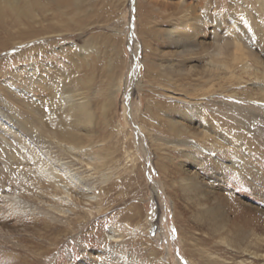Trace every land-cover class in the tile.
<instances>
[{"label": "rangeland", "instance_id": "1", "mask_svg": "<svg viewBox=\"0 0 264 264\" xmlns=\"http://www.w3.org/2000/svg\"><path fill=\"white\" fill-rule=\"evenodd\" d=\"M38 2L44 10L20 4L32 22L7 16L0 25V43L14 45L0 52V108L96 199L86 206L74 199L65 216L24 218L26 236H2L9 242L0 244V262L8 255L13 264L100 257L104 264H264V94L254 86L264 85V9L256 0H83V14L73 18ZM186 14L211 22L200 28ZM37 30H44L39 37ZM238 31L250 48L239 40L244 50L235 51L237 59L230 50L221 57L232 77L208 72V62H217L207 57L211 32L222 45L237 40ZM172 32L176 41L190 34V57L172 45ZM77 98L88 118L69 120L73 138L60 140L62 127L48 123L62 120ZM33 121L47 132L54 128L59 139H41ZM8 141L0 142L5 185L15 181L18 157L25 156ZM186 152L204 165L195 167ZM191 176L208 196L202 204L223 213L221 235L235 249L197 222L198 196L181 190V179ZM110 231L114 240L107 239Z\"/></svg>", "mask_w": 264, "mask_h": 264}, {"label": "bare ground", "instance_id": "2", "mask_svg": "<svg viewBox=\"0 0 264 264\" xmlns=\"http://www.w3.org/2000/svg\"><path fill=\"white\" fill-rule=\"evenodd\" d=\"M45 1L52 2V6L54 8H56V10H58V8H59V10H61L60 11L61 15H64L65 14L64 12H68V11H70L73 14V16H74L73 18L79 17L81 14H83V9H82L83 0H45ZM203 1H204L205 5H207V3H211L210 2L211 0H203ZM256 2H257V4H259V6L262 9H264V0H256ZM21 3H22V5H24V7H26L27 9H30V11H33L36 8L44 10L43 6L40 4V2H38V0H0V25H4V23L6 22L5 20H6L7 16L12 17L13 23L20 22L19 18H21V19L24 18L25 20L30 21V22L33 21V17L31 16V12L24 13L25 11L23 12L21 10V7H20ZM187 12H188V9H186L184 13H187ZM186 15L184 18L186 21L193 17V19H194L193 21H195L199 25L200 28L203 27V24L205 25L207 23V22L206 23L201 22L194 15L190 16L191 18L190 17L188 18V15L187 16ZM20 16H23V17H20ZM64 17H66V16L64 15ZM209 22H211V21H209ZM209 22L207 24H209ZM191 28H193L194 30L198 29L197 27H191ZM37 31H38V37H39V34L43 33L44 30L43 31L37 30ZM238 33L239 34H237V35L235 34V36H238L237 40L235 39L236 41L234 39H233L234 41L229 40V39H224L225 42L223 41V44L219 45V41L217 39H215L214 33L211 32L213 39H214V45H213L214 47H213V50L208 51L207 57H209V56L210 57H212V56L217 57V62L216 63H213L212 61L208 62L209 63L208 68H207L208 72H212L215 69L216 70L222 69V70L228 72L229 74L231 73V77H232V72L228 71V66L223 64V62H222L223 59L221 60V57H223L224 53H228L230 50L231 51L230 55L233 57V59L234 60L237 59L236 55H234L235 51L242 53V50H244L243 48H241L242 46L240 45V43L237 42L239 40H240V42H242V44H244V48L246 50L249 51V48H250L248 45V42H244V40H246V39L243 40V38H242L243 35L240 33V31H238ZM169 35L170 36H168V37H169L170 41L172 42V45L175 48L180 49L181 56L184 58L187 56L190 57V55L193 52V48H194L192 42L189 40L190 34L186 33V32L181 34V36L182 35H184V36H182L183 37L182 40H179V41H176V38L179 36H176L173 32ZM260 36H261L260 38H262V40L264 41V32ZM22 43L23 42L16 44V46H19ZM12 46H14V45H12V44L7 45L5 43L1 44L0 45V52H4V51L10 50V49H13L14 47H12ZM251 54L252 53L248 54V56L252 58ZM18 56H19L18 58H20L21 55H18ZM238 79L240 81L241 78H238ZM254 86H256L260 89L261 94H264V85H260L257 83V84H254ZM65 92L67 93L70 91L65 90ZM71 93H72L71 96L73 98L79 97V95L74 94L73 90L71 91ZM71 96L67 95L68 98H70ZM2 99L0 98V101ZM77 101H80L79 98L74 100V102L70 105V107L68 108L69 110H67V114L63 116L62 120L61 119L60 120L53 119L51 123H48L49 124L48 126L50 128L52 126L53 127L54 126L62 127V130L59 131V136L61 138L60 140H63V138H65V136H67L66 137L67 141L71 140V138H73V137H68V136H70V131L69 130L67 131V129L65 127L66 123L69 120H74V121L77 120L80 122L81 120H87V118H88V115L86 114L87 112H86L85 104H83V102L77 103ZM3 102H5V101H3ZM23 105H24V103H23ZM45 117H46V115H45ZM15 124H18V123L14 119L12 120L11 117L7 116L6 112L1 110V108H0V142L4 143L7 140H9L12 142V144L13 143L15 145L17 144L16 145L17 148L18 147L20 148V149H18V151L22 150L25 153V156L22 155L23 157L22 156H21V158H20V156L18 157L19 159L17 160V164H18V166H20L21 169L19 170V172H18L19 174L15 178V181H13L11 179L10 185H5L4 182L0 181V240H1L0 244H6L9 242V240L5 241V239L2 238V236L10 237L13 235H20L22 233L25 235L26 229H24V227L20 224L21 222L22 223L24 222V218H27L28 220L34 221L33 223H35L38 220V216L40 214H42V212H44L43 213L44 216H48V218H50V219H53L54 214H61L62 216H65L67 213L72 211V208L71 209H69V208H70L71 203L73 202L74 199H76V201L79 200V203L83 206L91 204L96 199L95 196H92L89 194L90 189H88V188L86 189V186L83 185L82 181H80L78 177H76V174H72V173L66 171L62 167L61 164H58V162H55L54 160H52L48 156V154L41 151L40 148L37 146L35 140H33V138H32V140L31 139L27 140L26 136L24 134H22L21 132L16 130L17 128L15 129V126H14ZM70 124H72V122H70ZM33 125L34 126H32V127L34 129L33 130L34 133H39L41 139L45 138V137H48V139H52V140L59 139L57 137L58 134L56 135L55 132H52V130L54 128L50 129L47 132L45 130V128L40 123L34 122ZM202 136L206 137L208 135L206 133H204ZM35 138L36 137H34V139ZM5 139H6V141H5ZM187 145H189V144H187ZM7 146H9V145H7ZM193 147L199 149V147L196 145H193ZM67 148L69 150L71 149L70 147H67ZM13 150H15V149H13ZM7 152H9V151H7ZM194 154L195 153L186 152V153H184V156L187 157L189 160H191L195 167H197V166L202 167L204 165V162H203L204 160H202L198 155H196V154L194 155ZM1 167H2V165H1ZM2 171L0 170V175H2ZM73 173H75V172H73ZM13 176L14 175H12V177ZM27 177L31 181L27 180L26 179ZM181 181L183 182L182 187H181V190L183 192L188 193V195H190L191 197L198 196L197 198H195V204H194L196 207L201 208L200 217H198L197 222H200V223H202L203 226H206V228L210 231V235H209L210 237L216 236V238L217 237L219 238V243L225 244L226 247L230 248L231 250L235 249V246L233 245V243L230 242L231 240L228 242L221 235L222 232L225 230V225L222 223V219L219 217H221V215L223 213L219 209L218 210L212 209L213 210L212 211V210L206 208L202 204L204 202V200L207 199L206 198L207 195L205 196L202 194L203 189H202V187H200V185H199L200 183L197 182L196 179L192 176L182 178ZM22 182H23V184H21ZM72 193H74V195ZM58 194L60 195V197H58ZM27 196L31 197L32 199H36L38 201V205L34 206L32 204H29V202L26 201ZM190 196H189V198H190ZM214 201H215V206H217L218 202H216V199H214ZM210 208H212V207H210ZM11 221H14L15 223H13V225H11V226L9 225L11 228H13V229L9 230L7 227H4V226L6 225L7 222H11ZM37 227H38V225H37ZM113 232L114 231H110L108 233V235H107L108 240H112V239L114 240L115 239V235ZM35 234L37 236L40 235L39 233H35ZM2 239H4V240H2ZM4 252H5V250H4ZM245 254L250 256V254L247 252ZM114 256L115 255L111 254V255L107 256V258L108 257H114ZM3 259H5V260H2L0 263L13 264V263L8 261L9 260L8 255H4ZM91 261H88V258H87L86 264H104L103 259L101 257L99 260H96L93 263H91ZM113 263L116 264L115 262H113ZM14 264H18V263H14Z\"/></svg>", "mask_w": 264, "mask_h": 264}]
</instances>
